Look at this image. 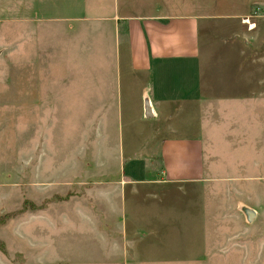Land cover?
Segmentation results:
<instances>
[{
    "label": "rangeland",
    "instance_id": "obj_1",
    "mask_svg": "<svg viewBox=\"0 0 264 264\" xmlns=\"http://www.w3.org/2000/svg\"><path fill=\"white\" fill-rule=\"evenodd\" d=\"M176 1L219 15L231 76L205 95L178 81L186 112L147 118L102 22L84 53L72 19ZM166 64L172 85L182 62ZM171 126L203 140L201 179H165ZM146 241L166 264H264V0H0V264H160Z\"/></svg>",
    "mask_w": 264,
    "mask_h": 264
},
{
    "label": "crops",
    "instance_id": "obj_2",
    "mask_svg": "<svg viewBox=\"0 0 264 264\" xmlns=\"http://www.w3.org/2000/svg\"><path fill=\"white\" fill-rule=\"evenodd\" d=\"M156 5L158 4L150 5L145 12L120 14L116 11L112 16L73 18V24L76 25L72 27L71 32L77 31L79 34L83 32L84 45L82 46L86 50L83 47L82 51L84 53L90 51V45L85 43V33L91 35L93 33L92 21L100 20V23L102 22L101 31H105L104 35L100 37L101 42L104 43L103 48L109 47V51H112L114 55L117 54V51L119 54L122 51L126 55L127 69L134 74L132 79L140 87L141 100L143 98L144 101L148 99L153 113L152 117L154 118L159 114L155 106V103H159L164 105L163 116L167 114L168 108L176 114L175 118H179L180 114L186 112L183 107L191 101L189 99L192 96L185 94L184 90V95L175 93L171 91L174 88L169 86H176L178 81L180 87L183 84L186 85L188 78L191 80L190 89L198 87L199 95H205L207 91L211 92L214 87L219 89L226 87L223 79L231 75L228 76V64L224 57L228 54L227 46L230 39L227 38V32H223L225 34L220 36L219 32L226 31V29L219 27L217 21L219 15L214 17L215 13L203 11L206 8L199 10L196 2L179 3L176 1L168 4L167 12L160 11ZM214 26L215 31L212 32L211 37V32L208 34L207 29L211 27L214 29ZM239 30L240 32L245 31L243 26ZM108 34L109 39H106ZM176 61L182 62L180 65L182 66L180 68L182 78L170 83L172 85H166L167 81L160 79L161 76L165 77L169 71L166 63ZM156 77L158 80H155ZM111 87L113 88L112 85ZM145 90L148 91V94L143 95ZM154 90L156 92L153 96L161 97L158 101L151 96V92ZM218 91L222 93L221 90ZM213 92L212 95H215ZM116 93H118L117 88L114 89V95ZM196 103L203 104L201 101ZM181 104L182 106H178ZM174 106L178 107L173 110ZM198 119L204 118L198 117ZM186 133L181 126L173 128L171 126L167 135H176V137L166 140L161 145L162 173L167 180L187 181L203 177V140L177 137ZM196 134H202L201 128ZM164 242L159 241L155 248L168 247ZM153 246L150 241L139 246L140 259L151 262L153 258L155 262L159 261L160 264H166L164 255L166 253L162 252L159 255L156 253L154 256L150 250ZM145 252L148 253L144 255Z\"/></svg>",
    "mask_w": 264,
    "mask_h": 264
},
{
    "label": "water",
    "instance_id": "obj_3",
    "mask_svg": "<svg viewBox=\"0 0 264 264\" xmlns=\"http://www.w3.org/2000/svg\"><path fill=\"white\" fill-rule=\"evenodd\" d=\"M144 116L147 118L153 116L152 109H151L148 99H145ZM247 213H248V216L252 217L253 215L252 211H247Z\"/></svg>",
    "mask_w": 264,
    "mask_h": 264
}]
</instances>
